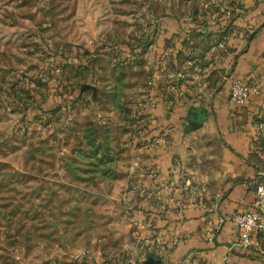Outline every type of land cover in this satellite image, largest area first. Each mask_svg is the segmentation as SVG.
<instances>
[{
	"label": "rangeland",
	"instance_id": "374dc122",
	"mask_svg": "<svg viewBox=\"0 0 264 264\" xmlns=\"http://www.w3.org/2000/svg\"><path fill=\"white\" fill-rule=\"evenodd\" d=\"M168 4L0 0V264L139 262L121 159L154 81L127 52Z\"/></svg>",
	"mask_w": 264,
	"mask_h": 264
},
{
	"label": "crops",
	"instance_id": "0c3cea01",
	"mask_svg": "<svg viewBox=\"0 0 264 264\" xmlns=\"http://www.w3.org/2000/svg\"><path fill=\"white\" fill-rule=\"evenodd\" d=\"M168 2L149 46L127 52L149 68L156 100L124 132L121 159L139 262L153 253L164 264H264V229L249 247H228L237 234L232 214L251 206L264 173L255 126L262 95L236 107L229 97L233 77L264 90V0ZM180 68L184 79L175 78Z\"/></svg>",
	"mask_w": 264,
	"mask_h": 264
},
{
	"label": "built area",
	"instance_id": "2783aa9c",
	"mask_svg": "<svg viewBox=\"0 0 264 264\" xmlns=\"http://www.w3.org/2000/svg\"><path fill=\"white\" fill-rule=\"evenodd\" d=\"M195 58L192 59V61ZM186 71L180 68L175 71V78L184 79ZM178 82V81H177ZM262 95L263 108L259 117L255 120L258 134L264 141V90L254 80H244L233 77L229 83V97L232 107L245 103L253 94ZM156 103L155 99L149 101L150 106ZM255 196L251 206L237 209L232 214V219L237 227V234L233 241L228 245L229 248H247L252 244V233L255 229H264V218L261 216V206L264 204V176L255 184ZM215 227L209 228L207 237L213 240ZM223 264V263H221Z\"/></svg>",
	"mask_w": 264,
	"mask_h": 264
},
{
	"label": "water",
	"instance_id": "95a60500",
	"mask_svg": "<svg viewBox=\"0 0 264 264\" xmlns=\"http://www.w3.org/2000/svg\"><path fill=\"white\" fill-rule=\"evenodd\" d=\"M136 264H164V263L159 256L153 253H149L145 258H143L140 262Z\"/></svg>",
	"mask_w": 264,
	"mask_h": 264
},
{
	"label": "trees",
	"instance_id": "16d2710c",
	"mask_svg": "<svg viewBox=\"0 0 264 264\" xmlns=\"http://www.w3.org/2000/svg\"><path fill=\"white\" fill-rule=\"evenodd\" d=\"M226 23H231V22L228 19ZM149 41H150V38H148V40L146 39V41H145L146 43L144 44V46L141 49L145 48V46L149 43ZM141 49H139V50H141Z\"/></svg>",
	"mask_w": 264,
	"mask_h": 264
}]
</instances>
